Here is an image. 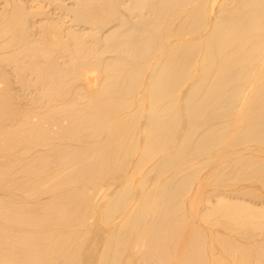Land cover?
Masks as SVG:
<instances>
[{
	"label": "bare ground",
	"instance_id": "1",
	"mask_svg": "<svg viewBox=\"0 0 264 264\" xmlns=\"http://www.w3.org/2000/svg\"><path fill=\"white\" fill-rule=\"evenodd\" d=\"M0 264H264V0H0Z\"/></svg>",
	"mask_w": 264,
	"mask_h": 264
}]
</instances>
